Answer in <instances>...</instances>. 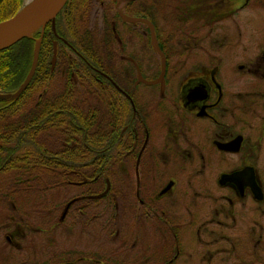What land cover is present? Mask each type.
<instances>
[{
	"label": "flooded vegetation",
	"instance_id": "obj_1",
	"mask_svg": "<svg viewBox=\"0 0 264 264\" xmlns=\"http://www.w3.org/2000/svg\"><path fill=\"white\" fill-rule=\"evenodd\" d=\"M40 37L73 135L26 113L0 264H264V0H67Z\"/></svg>",
	"mask_w": 264,
	"mask_h": 264
},
{
	"label": "trees",
	"instance_id": "obj_2",
	"mask_svg": "<svg viewBox=\"0 0 264 264\" xmlns=\"http://www.w3.org/2000/svg\"><path fill=\"white\" fill-rule=\"evenodd\" d=\"M22 5L23 0H0V22L12 18L20 11ZM55 27L56 32L60 34L59 20L56 22ZM33 48L34 41L32 38H25L0 49V96L15 93L23 83L30 68ZM48 48H50V40L43 37L35 73L22 94L15 100L0 99V113L3 114L0 116L1 162L5 159V152H11L9 145H17V152L22 153L28 159L29 149L24 145L29 143L27 141L28 130L33 128L30 121L34 119L28 117L26 113L31 111L43 112L44 98L49 99V112L51 113L48 132L50 143L59 144L65 137L69 138L73 135V133L64 130L63 120L58 117L61 111L60 107H65L60 99L63 98V102H66L68 99H65V97L71 96V94L59 91V89H51L53 81L49 83L50 87L47 88L46 86L49 78V63L46 58ZM55 72L56 70L50 76L52 77ZM39 94H41V100L37 101L36 96ZM70 107L73 108V104ZM41 121L43 120L41 119ZM39 127L43 129V124H40ZM40 133L42 135L44 132ZM11 149L14 151L12 147ZM24 162L20 161L13 166L5 163L0 166V176L8 178L1 182V191H11L15 185L25 184L19 180H14L15 177L46 174L42 163L31 166L28 162ZM51 184L56 185L55 183Z\"/></svg>",
	"mask_w": 264,
	"mask_h": 264
},
{
	"label": "water",
	"instance_id": "obj_3",
	"mask_svg": "<svg viewBox=\"0 0 264 264\" xmlns=\"http://www.w3.org/2000/svg\"><path fill=\"white\" fill-rule=\"evenodd\" d=\"M67 0H39V2L28 9L22 7L12 18L0 22V45L5 44L0 47L3 49L8 47L22 39L32 38V33L36 30L45 28L48 22L52 23L54 26V20L58 12L62 9ZM41 38L35 41L33 49V58L30 64L29 71L17 89V91L11 95H3L0 97H5L6 100L17 99L22 92L26 89L30 83L37 66L38 55L40 50ZM55 61V52L51 60V68L53 69ZM164 72V64H163Z\"/></svg>",
	"mask_w": 264,
	"mask_h": 264
},
{
	"label": "bare ground",
	"instance_id": "obj_4",
	"mask_svg": "<svg viewBox=\"0 0 264 264\" xmlns=\"http://www.w3.org/2000/svg\"><path fill=\"white\" fill-rule=\"evenodd\" d=\"M38 2H39V0H25L24 9L31 8V7L35 6ZM4 45L5 44L0 45V47H2Z\"/></svg>",
	"mask_w": 264,
	"mask_h": 264
},
{
	"label": "rangeland",
	"instance_id": "obj_5",
	"mask_svg": "<svg viewBox=\"0 0 264 264\" xmlns=\"http://www.w3.org/2000/svg\"><path fill=\"white\" fill-rule=\"evenodd\" d=\"M24 5H25V0H23V7H24ZM41 44V43H40ZM0 98H2V97H0ZM3 98H5V97H3ZM68 196V195H67ZM110 239H115V232H114V235H112V236H110ZM258 264V263H257Z\"/></svg>",
	"mask_w": 264,
	"mask_h": 264
}]
</instances>
